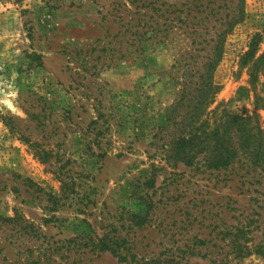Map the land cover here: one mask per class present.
<instances>
[{
    "label": "rangeland",
    "instance_id": "obj_1",
    "mask_svg": "<svg viewBox=\"0 0 264 264\" xmlns=\"http://www.w3.org/2000/svg\"><path fill=\"white\" fill-rule=\"evenodd\" d=\"M242 1L211 110L251 115L237 92L264 0ZM238 2L0 0V264H264V171L173 162L161 130L189 20L208 4L219 26Z\"/></svg>",
    "mask_w": 264,
    "mask_h": 264
},
{
    "label": "trees",
    "instance_id": "obj_2",
    "mask_svg": "<svg viewBox=\"0 0 264 264\" xmlns=\"http://www.w3.org/2000/svg\"><path fill=\"white\" fill-rule=\"evenodd\" d=\"M201 7V13H206L205 18L201 17L199 22H188L190 30L187 37L192 49L188 61L182 66L179 98L171 106L161 128H173L164 145L167 157L187 167L201 160L211 170L228 168L244 157L252 166L264 171V122H261L259 114L264 109V51L258 54L264 35L253 36L241 62L248 80L246 86L239 88L237 99H251L252 114L234 113L222 105L211 110L219 92L214 73L222 60L226 38L243 21L245 13L240 0L234 6L232 16L221 20L217 26L210 24V16L213 15L208 4ZM210 28L216 30L209 31ZM199 52L204 54L197 55ZM100 246L120 258L118 252L103 240ZM120 260L125 261L123 258ZM140 264L182 263L174 259L143 261Z\"/></svg>",
    "mask_w": 264,
    "mask_h": 264
}]
</instances>
